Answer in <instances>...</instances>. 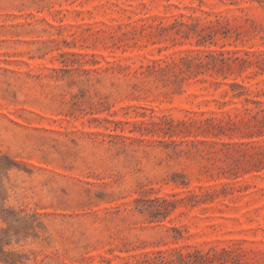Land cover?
Here are the masks:
<instances>
[{"label": "rangeland", "instance_id": "rangeland-1", "mask_svg": "<svg viewBox=\"0 0 264 264\" xmlns=\"http://www.w3.org/2000/svg\"><path fill=\"white\" fill-rule=\"evenodd\" d=\"M0 264H264V0H0Z\"/></svg>", "mask_w": 264, "mask_h": 264}]
</instances>
